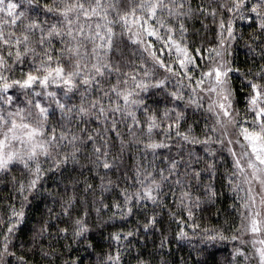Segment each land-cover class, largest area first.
Returning <instances> with one entry per match:
<instances>
[{"label":"snow or ice","instance_id":"6c2138e0","mask_svg":"<svg viewBox=\"0 0 264 264\" xmlns=\"http://www.w3.org/2000/svg\"><path fill=\"white\" fill-rule=\"evenodd\" d=\"M197 21L202 34L189 27ZM238 21L252 29L246 46L259 54V63L255 56L247 67L236 62L235 45L244 38ZM154 95L165 98L162 109L149 104ZM189 109L203 120L199 132L198 121L189 122ZM196 145L203 156L191 150ZM172 148L174 156L160 153ZM133 149L138 158L131 176L121 173V186L107 174ZM225 152L231 162L223 178L239 219L231 233L201 227L194 212L217 197V157L227 163ZM157 159L166 166L158 167ZM200 163L203 168L195 166ZM9 176L15 196L0 214V264L12 258L32 264L17 255L16 241L30 197L56 177L66 181L64 191L59 185L57 191L44 190L58 197L61 211L53 217L47 209L20 242L22 250L39 247L48 264L60 256L62 264H80L79 256H70L73 245L96 247L88 236L92 211L104 226L144 211L136 226L109 232L115 251L110 244L97 264H122L123 252L130 250L124 241L141 229L145 237L159 232L162 252L170 237L155 207L169 209L178 240L199 237L193 247L204 258L196 264H209L211 249L225 241L237 242L230 264H264V0H0V178ZM201 184L203 193L194 195ZM114 188L117 198L105 203L104 193ZM169 194L187 219L168 205ZM146 202L154 206L150 214ZM105 212H111L106 220ZM53 219L55 238L67 241V252L53 245ZM154 261L138 255L135 264ZM158 264L170 262L161 256Z\"/></svg>","mask_w":264,"mask_h":264},{"label":"trees","instance_id":"16d2710c","mask_svg":"<svg viewBox=\"0 0 264 264\" xmlns=\"http://www.w3.org/2000/svg\"><path fill=\"white\" fill-rule=\"evenodd\" d=\"M194 4L198 3L199 0H193ZM207 2V0H205ZM247 21H238V28L243 29L244 38L239 41L237 45H235L236 50V62L241 67L250 66L253 62V56H255L256 62L259 63V54L252 53L246 46V42L248 39L249 33L252 31L251 28L247 27ZM189 27L196 28L200 30V33H203V28L201 27L200 22L192 23L190 22ZM195 43H199V36L193 37ZM172 83L170 82V87ZM165 98L161 95H154L150 97L149 104L153 106H159L161 109L165 106ZM193 119L198 121L196 131L199 132L203 126V120L201 119L199 114L193 116L192 110L189 109V122ZM117 145L116 148H113V153L115 154L118 150V141H115ZM191 150L194 153H197L201 156L204 155L203 149L199 146H191ZM188 152V147H185L184 153L185 155ZM162 155H175L176 149H162L160 150ZM224 156L227 158V163L221 161V157H217L219 172L217 174V178L214 180V187L216 188L218 195L214 201H206L204 200L201 203L200 208L194 209L196 223H199L201 227H222L227 233H231L233 227L239 223L238 215L235 210L231 207L233 204L235 197L232 192H230L227 188V181L223 178L225 168H227L231 162V157L225 152ZM138 157L136 156V151L133 149L131 153L125 152L124 154V162L120 164L118 168H114L107 175L110 176L114 181L118 180L120 185L123 186L125 184V179L121 175L122 172H127L129 176L132 175L130 169L134 165L135 160ZM151 159V156H149ZM119 163V162H118ZM158 167H165L166 164L162 162L161 159L156 160ZM198 168H203V163L195 165ZM71 167V166H69ZM103 174V172L101 173ZM18 175V173H17ZM69 173L66 171L65 176H68ZM72 175H75L74 173ZM94 175V174H93ZM89 173L84 171V177H88ZM77 179H82L77 176ZM55 180V182H54ZM204 184L208 182V174L205 173L203 176ZM66 181L60 177L49 178L44 182L43 187L40 189V194L36 198H31V204L26 209L27 211V220L25 224L22 226V232L20 238L16 241V251L17 255H26L27 258L32 262V264H48V261L41 255L39 247L33 252L28 251L27 249L20 248L21 240L28 239L32 234V229L34 227L39 226V222L42 218H46L47 209H53V217H55L56 213L61 211L60 202L58 197H53L44 189L51 188L53 191H57V185H59V191L62 193L64 191V184ZM96 184H99V179L95 180ZM127 183L131 184V180L129 179ZM194 185L197 183L196 181L192 182ZM204 184L200 185L199 189L194 188V195H201L204 191ZM82 188V185H81ZM69 191H72L71 185L69 186ZM168 191V188L165 187V192ZM177 194H179V189H176ZM119 193V188H114L111 192L104 193L106 199L105 203H110L114 198H117ZM100 192L99 189L96 192V197H99ZM15 196L14 189L11 184V177L0 178V214L7 212V204L9 201H13V197ZM93 197L89 196V202ZM19 206V198H16L14 201ZM147 203V211L150 214L154 208L151 202ZM168 205L177 212L178 215L183 216L187 219V213L177 207V203L173 202V198L171 194L167 197ZM155 211L161 213L162 215V225L165 230L168 232L170 237V243L165 246L162 252L158 251L159 243H160V234L158 231L149 232L146 237L144 236L143 229H141V234L129 239V241H124L125 245L129 246V251L123 252L122 256V264H135L136 257L138 255H142L145 258L152 259L155 257L154 264H158L161 256L166 257L170 264H182L183 261H187V264H196L197 259H203L204 257H198L196 251L194 250V245L199 244V237L192 236L191 240H178L175 236V232L178 231L177 223L175 220H171L169 218L168 212L169 209L165 208L161 210L159 207H155ZM111 215V212L103 213V219L106 220L107 216ZM144 211L143 209H138L137 213L133 216L129 217L126 222L120 221H110L107 226H104L100 220L97 219L96 214L92 211V214L89 216V223L92 224V231L88 233L89 238L96 244L94 249L88 248L86 249L83 244L81 245H73L74 251L70 253L72 258L77 256L80 257V264H97L99 259H103L104 254L109 251V245H112V251H115V243L106 239L110 231H117L123 228L125 231L136 226L138 219H143ZM61 219H65L61 217ZM50 223L53 224L52 230V242L53 245L67 252L66 249H63V245L67 243V241L63 238L56 239L55 238V225L58 223L55 219L51 220ZM191 224V221H189ZM63 226V225H61ZM186 230L191 233V227H187ZM143 237V238H142ZM50 237L46 234L43 238V245L45 250H47L48 241ZM237 242L233 241H225L222 243L216 244L215 248L211 249L212 258H210L209 264H230L231 261V253L233 251V247ZM203 247V245H201ZM152 253L150 256L149 254ZM65 257L60 256L53 260L52 264H62V261ZM10 264H17L15 258L10 260Z\"/></svg>","mask_w":264,"mask_h":264}]
</instances>
